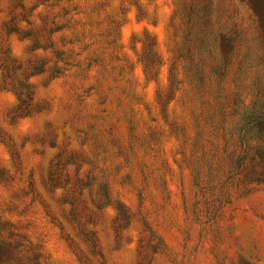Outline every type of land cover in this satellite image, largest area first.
Instances as JSON below:
<instances>
[{
    "label": "rangeland",
    "instance_id": "obj_1",
    "mask_svg": "<svg viewBox=\"0 0 264 264\" xmlns=\"http://www.w3.org/2000/svg\"><path fill=\"white\" fill-rule=\"evenodd\" d=\"M263 99L264 0H0V264H264Z\"/></svg>",
    "mask_w": 264,
    "mask_h": 264
},
{
    "label": "trees",
    "instance_id": "obj_2",
    "mask_svg": "<svg viewBox=\"0 0 264 264\" xmlns=\"http://www.w3.org/2000/svg\"><path fill=\"white\" fill-rule=\"evenodd\" d=\"M239 137L243 145V153L237 158L238 167L245 163L248 157L264 160V99L243 115ZM251 137L256 144H249Z\"/></svg>",
    "mask_w": 264,
    "mask_h": 264
}]
</instances>
